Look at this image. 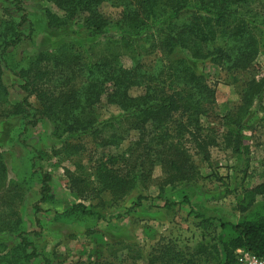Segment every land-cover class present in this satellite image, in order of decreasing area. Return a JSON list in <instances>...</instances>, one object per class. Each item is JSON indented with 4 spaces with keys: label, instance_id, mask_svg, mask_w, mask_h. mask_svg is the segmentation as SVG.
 <instances>
[{
    "label": "trees",
    "instance_id": "obj_1",
    "mask_svg": "<svg viewBox=\"0 0 264 264\" xmlns=\"http://www.w3.org/2000/svg\"><path fill=\"white\" fill-rule=\"evenodd\" d=\"M62 15L46 9L47 26L86 35L87 45L64 43L9 68L22 83L24 97L8 99L2 62L8 50L32 36L23 0H3L0 18V122L17 117L23 132L47 120L51 136L75 169L70 188L81 201L69 211L103 215L83 201L99 199L104 207L123 201L134 189L193 184L201 176L195 161L210 159L219 144L215 128L202 117L216 101V91L197 63L210 61L227 73L246 71L264 49V0H45ZM118 9L110 18L102 5ZM128 57L131 66L123 59ZM138 91V93L134 92ZM35 96L38 105L31 102ZM264 74L247 80L239 104L224 120L222 141L241 157L243 131L264 113ZM115 107L107 116L98 108ZM127 144L124 146V144ZM90 145V147H89ZM40 199L53 201L52 175L37 171ZM42 157V154L40 155ZM157 166L160 176H154ZM23 182L11 180L0 151V264H35L40 253L23 228ZM109 199L103 201V195ZM144 195L138 197V202ZM188 200V199H187ZM237 222L221 221V236L184 253L157 242L145 255L127 245L126 256L77 264H238L237 249L264 256V176L242 190L235 206ZM209 223L211 218H203ZM116 252H113V255ZM116 256V255H114ZM42 264H56L50 258Z\"/></svg>",
    "mask_w": 264,
    "mask_h": 264
},
{
    "label": "rangeland",
    "instance_id": "obj_2",
    "mask_svg": "<svg viewBox=\"0 0 264 264\" xmlns=\"http://www.w3.org/2000/svg\"><path fill=\"white\" fill-rule=\"evenodd\" d=\"M3 6L4 2L0 0V16ZM23 8L28 13L32 36L10 48L6 61L2 62L3 82L12 103L19 102L25 93L20 88L21 79L8 65L12 67L18 62H25L29 57L64 43L87 45L91 41L85 34L68 29H49L46 9L62 15L50 2L23 0ZM102 11L114 19L118 14V9L108 3L102 5ZM123 62L126 67L131 66L128 57H124ZM197 66L216 91L215 104L202 117V122L215 128L219 135V144L210 149L209 160L203 161L199 155L195 157L200 178L193 184L165 186L163 192L157 186L148 189L137 187L119 204L108 207L98 204L99 199L83 201L103 215L100 219L96 215L68 210L81 200L70 188L67 171L75 169V160L83 159L84 163H88L89 152L88 156L83 154L76 158L56 153L60 144L52 139L51 125L47 120L40 121L26 132H23V125L17 117L0 122V151L8 166L9 178L25 185L21 214L23 228L28 232L26 236L35 243L40 253L35 264H42L44 257L56 264L105 259L118 263L126 256L125 246L134 245L147 255L159 241L169 242L182 252L189 253L201 243H211L219 238L221 221L237 222L240 212L235 206L239 195L244 188L261 182L264 176V113H258L257 118L244 129L245 148L241 157L222 141L226 131L223 124L226 116L239 104L244 83L263 76L264 49L246 71L227 73L210 61L199 62ZM31 102L38 105L35 96L31 97ZM98 111L107 116L116 108L102 105ZM36 150L39 151L37 171L42 169L52 175L54 195L53 201L40 203L39 210L34 206L40 199L39 175L32 164ZM161 173V167L157 166L154 176L158 177ZM140 195L145 198L138 202ZM108 199L109 195L104 194L102 200ZM204 217L212 220L204 223ZM0 243H9L7 235L0 234Z\"/></svg>",
    "mask_w": 264,
    "mask_h": 264
},
{
    "label": "built area",
    "instance_id": "obj_3",
    "mask_svg": "<svg viewBox=\"0 0 264 264\" xmlns=\"http://www.w3.org/2000/svg\"><path fill=\"white\" fill-rule=\"evenodd\" d=\"M238 264H264V256H258L249 250L237 249Z\"/></svg>",
    "mask_w": 264,
    "mask_h": 264
}]
</instances>
